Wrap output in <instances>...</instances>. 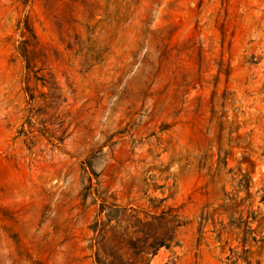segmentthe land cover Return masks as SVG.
<instances>
[{"label": "rangeland", "instance_id": "rangeland-1", "mask_svg": "<svg viewBox=\"0 0 264 264\" xmlns=\"http://www.w3.org/2000/svg\"><path fill=\"white\" fill-rule=\"evenodd\" d=\"M263 166L264 0H0V264H264Z\"/></svg>", "mask_w": 264, "mask_h": 264}, {"label": "trees", "instance_id": "trees-1", "mask_svg": "<svg viewBox=\"0 0 264 264\" xmlns=\"http://www.w3.org/2000/svg\"><path fill=\"white\" fill-rule=\"evenodd\" d=\"M28 31L30 32L29 28ZM23 56L30 68L32 64L29 46H25ZM183 226L176 215L161 213L153 215L150 218H140L138 215H129L125 219L118 220L117 227L109 226L110 235H102L106 238L107 245L104 242L98 243V252L96 255L97 264H131V256L143 258L145 255H155L161 247L171 248L178 244L177 234ZM107 252L104 256L100 252ZM112 251H123L121 254H112Z\"/></svg>", "mask_w": 264, "mask_h": 264}, {"label": "water", "instance_id": "water-1", "mask_svg": "<svg viewBox=\"0 0 264 264\" xmlns=\"http://www.w3.org/2000/svg\"><path fill=\"white\" fill-rule=\"evenodd\" d=\"M263 169H264V166H263Z\"/></svg>", "mask_w": 264, "mask_h": 264}]
</instances>
